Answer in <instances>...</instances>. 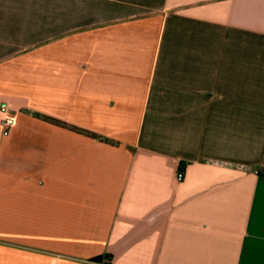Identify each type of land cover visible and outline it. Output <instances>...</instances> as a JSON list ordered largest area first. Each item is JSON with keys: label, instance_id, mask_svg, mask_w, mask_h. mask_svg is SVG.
Wrapping results in <instances>:
<instances>
[{"label": "crops", "instance_id": "crops-1", "mask_svg": "<svg viewBox=\"0 0 264 264\" xmlns=\"http://www.w3.org/2000/svg\"><path fill=\"white\" fill-rule=\"evenodd\" d=\"M4 104L0 264H264V0H0Z\"/></svg>", "mask_w": 264, "mask_h": 264}, {"label": "built area", "instance_id": "built-area-1", "mask_svg": "<svg viewBox=\"0 0 264 264\" xmlns=\"http://www.w3.org/2000/svg\"><path fill=\"white\" fill-rule=\"evenodd\" d=\"M16 124V114L10 108V105L4 104L0 107V126L2 130V135L4 137L8 136L11 129ZM183 177L182 173H177V180L181 181Z\"/></svg>", "mask_w": 264, "mask_h": 264}, {"label": "trees", "instance_id": "trees-1", "mask_svg": "<svg viewBox=\"0 0 264 264\" xmlns=\"http://www.w3.org/2000/svg\"><path fill=\"white\" fill-rule=\"evenodd\" d=\"M97 260H100V258H99V259H97Z\"/></svg>", "mask_w": 264, "mask_h": 264}]
</instances>
